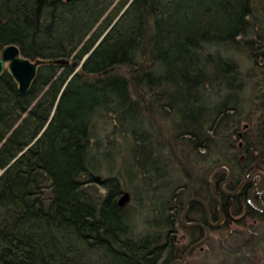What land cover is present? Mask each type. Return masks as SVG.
<instances>
[{
    "label": "trees",
    "instance_id": "16d2710c",
    "mask_svg": "<svg viewBox=\"0 0 264 264\" xmlns=\"http://www.w3.org/2000/svg\"><path fill=\"white\" fill-rule=\"evenodd\" d=\"M10 43L69 62L41 64L26 92L8 69L0 76V264H169L184 237L204 234L181 222L186 198L205 197L217 214L210 166L264 165L237 155L264 151V0H0V54ZM104 117L114 119L107 136ZM117 156L112 174L117 164L104 165ZM237 196L249 234L229 216L212 227L220 260L263 264L249 220L264 222V211ZM189 214L206 220L202 201Z\"/></svg>",
    "mask_w": 264,
    "mask_h": 264
},
{
    "label": "water",
    "instance_id": "95a60500",
    "mask_svg": "<svg viewBox=\"0 0 264 264\" xmlns=\"http://www.w3.org/2000/svg\"><path fill=\"white\" fill-rule=\"evenodd\" d=\"M105 33H104V35H105ZM103 36L100 38L98 43L101 41ZM88 55H89V53L84 57V59H86V57ZM52 62L64 63V62H69V59H67L66 57H57V58L40 57V58H36V59H31V58H29V57H27L21 53L20 47L17 44L10 43V44L5 45L2 48V51L0 54V76L5 69H8L9 72L11 73V75L18 82L20 90L22 92H26L29 90L34 78L36 77L39 66L41 64L52 63ZM73 65H77V61H74ZM223 166L228 168L227 178L221 184L223 190L226 193H228L230 195H234L238 191L239 187H241L246 182V180H244L243 182H241L238 185V187L236 189L228 190L224 187V182L229 180L233 175L234 168H233L232 163L230 161H227V160H220V161L213 163L210 166V168L205 173V179L211 186V192H212L214 198L217 201H219V204H220L219 217L216 221H213L211 219L209 203L205 197H203L201 195H191V196L187 197L185 200L184 210L181 214V219H182L183 224L187 225V226H200L206 230V233L202 238L191 243L186 248V250L184 251V253L181 257H177V258L172 259L169 264H182V263H184L188 259L190 253L196 247L204 244L210 238V235H211L210 226L217 227L222 223V221H223L222 200L217 195L216 183L212 178V174L217 168L223 167ZM260 174L262 177L261 178V182H262L264 180V173L260 172ZM251 196L253 197L255 203L260 208H262L264 210V204L262 202H260L257 198L254 197V195L252 194V190H251ZM127 197H128L127 193L124 194V199H127ZM193 200H200L204 204V206L207 210L208 223H205V222L199 221V220H188L189 205H190V202Z\"/></svg>",
    "mask_w": 264,
    "mask_h": 264
},
{
    "label": "rangeland",
    "instance_id": "374dc122",
    "mask_svg": "<svg viewBox=\"0 0 264 264\" xmlns=\"http://www.w3.org/2000/svg\"><path fill=\"white\" fill-rule=\"evenodd\" d=\"M255 44L256 43H254V45ZM232 52L235 55L237 54V56H238V49H237V47H234L233 50H232ZM241 56L243 57V60L248 61L246 64L244 63L245 65H248V66L249 65H254V62L249 61L250 58L244 56V54H242ZM248 66H246V67H248ZM258 76H260V75H258ZM257 92L258 91H256V93ZM245 94H246V96H247L248 99H251V98H253L255 96V93L252 90V87L251 88H247L246 91H245ZM109 121H111L113 123L114 119L113 118H109V117H104V118H101L100 119V122H99V126H100V129H101L100 132H99L100 134H103V135H106L107 136L108 132L112 130L114 124H111ZM234 138H236V134H234ZM106 140L108 141L107 138H106ZM115 140H117V143H118V141L120 140L119 136H115ZM107 141L105 142V148L107 147V145H106ZM102 162L104 163V161H102ZM111 163H113V164L116 163L117 164L116 166L115 165H112V166L110 165V167L112 168L110 172L112 174H115L117 172V170H119V167H120L118 156L115 157V158H113V159L107 160V163L104 166L107 167V165H109ZM177 173H179V172L177 171ZM109 174H110L109 172L107 173L105 170H103V175L104 176L105 175H109ZM126 175H127V173H126ZM130 178L132 179V184L134 186V193H132V195H131L132 197H131L130 200L132 201L133 204L138 205L139 204L138 201L140 200L139 198L141 196H143V193H144L140 189V187H141L140 183H138L140 177H139V175L137 173L135 176L130 177ZM176 179L178 181H180V182H185L186 181L185 180V177L183 178V177H181V175H178V174H176ZM204 192H206V191H204ZM137 209L140 212L139 208H137ZM242 215H240V216L237 215L238 216V220L241 218ZM137 217H138V214H137ZM137 219L139 220V218H137ZM238 220H236V221H230L231 222L230 223L231 224V228H238L241 231L242 230L243 231L245 230V235L247 236V234H249V230L246 229L248 225H244L242 223H239ZM249 221L251 223H254V222L256 223V225H255V226H257L256 228H259V232H258L257 235L260 238L258 240V242H257V245L256 246L254 245L256 247V249H252L251 248V250H250L251 251V256H256L257 259L259 260V262H262L264 264V222L263 221H257L256 218H252ZM144 227H145V225L142 224V222H139V226L137 227L138 230L141 231ZM224 232H226V230H224ZM179 234H185V233H184L183 230H180L179 231ZM212 234H214L213 235L214 237L212 238V240H210L208 243H204L202 245V247L194 249L190 253L188 259L184 263H182V264H224L220 260L222 258L221 257L222 254H221V250L219 248L218 233L217 232H214V233L212 232ZM212 234L210 236H212ZM255 240H256V237H255ZM231 242L232 243L234 242V244L237 245V241H236L235 238H233L231 240ZM181 243L184 244L185 245V248H186L187 247V244L190 243V240L188 238H185L184 237V240ZM246 256H245L244 259L247 258ZM234 258L235 257H231L229 259L228 263L230 264L231 262H233Z\"/></svg>",
    "mask_w": 264,
    "mask_h": 264
},
{
    "label": "flooded vegetation",
    "instance_id": "af4514ba",
    "mask_svg": "<svg viewBox=\"0 0 264 264\" xmlns=\"http://www.w3.org/2000/svg\"><path fill=\"white\" fill-rule=\"evenodd\" d=\"M251 107L255 108L257 106H251ZM252 114L255 115V113H252ZM250 124H251V121H244L243 122V127L244 128H250L251 127ZM262 132L264 133V129L262 130ZM235 134L236 135L243 134V128L238 130ZM238 144L241 147L244 145V143L242 141H240ZM240 151L241 152H239L237 154V150L233 149V153L237 154L240 157H256L257 155H260L259 159L260 158H264V151L259 154L258 151H254V150L251 151V150L248 149V147H247V149H245V151H243V150H240ZM233 168H234L233 175H232V177L229 180L224 182V187L226 189H228V190H234V189H236L238 187V185L241 182H243L244 180H246V182L241 187H239L238 191L234 195H230V194L226 193L223 190L222 186H221L222 182L227 178L228 171H227V174L224 177L222 176L219 184H217L215 182L216 183L217 192H219L220 195L223 196V198H221V200H222L223 221L226 219L227 216H229L231 218L230 221L238 220V216L235 215L234 212H233V211H236L235 210V206H233V204L235 202V198L238 197L237 196L238 194L241 193V195H244V197L246 198L247 202L250 203L251 207H253V208H255L256 206L257 207H259V206L255 203L253 197L251 196V190H252V194L254 195V197L257 198L260 202H262L260 200V198H264V180L261 182V178L262 177H261V174H260V172L264 173V165L263 164L260 165L259 162L252 163V164H249V165H247L246 167H244V168H242L240 170H237L234 166H233ZM227 170H228V168H227ZM216 202H217V206H216L217 214H214L213 211L210 208V216H211V219L213 221H216L218 219V217H219L220 204H219V201L216 200ZM184 206H185V203H184ZM209 207H210V204H209ZM242 208L244 209L245 212L248 211L245 204L244 205L242 204ZM205 210H206V208H205ZM189 212H190V205H189ZM197 217L198 216H194V215L188 214V220H199V221H203L205 223H208L207 210H206V220H200ZM223 221H222V223H223ZM181 222H182V219H181ZM185 226H187V225H185ZM212 227H214V226H210L211 234H212ZM202 229H203V232H204V234H203V236H204L205 233H206V230L204 228H202ZM195 241H197V240H195ZM195 241H193V242H195ZM193 242H190L189 244H187V247ZM202 245H200V246H202ZM200 246H198V247H200ZM198 247H196V248H198ZM186 248H185V250H186Z\"/></svg>",
    "mask_w": 264,
    "mask_h": 264
}]
</instances>
